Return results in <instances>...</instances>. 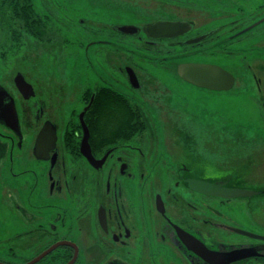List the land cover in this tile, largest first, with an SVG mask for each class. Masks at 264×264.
<instances>
[{
	"label": "rangeland",
	"instance_id": "rangeland-1",
	"mask_svg": "<svg viewBox=\"0 0 264 264\" xmlns=\"http://www.w3.org/2000/svg\"><path fill=\"white\" fill-rule=\"evenodd\" d=\"M229 3L227 1L232 7L236 5ZM261 3L258 0L256 4L249 2L246 6L253 10ZM179 4L180 0H35L37 9L52 18L48 32L55 38L46 41L26 37L24 44L18 49V44L13 45L14 51H8L5 56L1 52L12 46L0 42V84L10 91L12 77L21 74L38 96L52 103L51 106L61 103L64 109H68L77 106L79 91L84 85L104 79L139 102L135 101L146 121L134 128L136 134L143 137L140 142L137 139L143 144L139 146L141 150L136 151L130 161V171L135 177L125 175L126 178L119 180L123 195L137 206V212L147 211L153 215L139 218V225L133 222L135 230L139 231L133 244L134 255L142 252L141 244L148 237L152 249L158 252L157 264H181V257H173L172 252L176 251L170 246L171 241L163 243L155 235L163 224L160 216L155 215L152 200L149 202L148 199L158 191H166L180 173L179 164L186 161L198 163L200 171L208 173L209 177L228 178L240 181L248 189L264 190V37L259 33H264L263 27L252 29L232 44L244 48L242 59L217 57L211 52H198L194 47L181 51L176 45L172 55L175 59L165 61L160 68L152 63L158 53L151 48L148 52L135 49V44L144 45L136 39L132 40L135 44L128 37L115 38L114 43L98 42L107 38L109 31L121 34L117 28L120 25H140L162 17L176 19L185 16ZM218 12L222 13L221 10ZM261 15L263 12L257 16ZM159 55L169 57L164 52ZM182 62L219 64L234 74L235 83L227 90L194 86L176 75L174 68ZM129 65L139 74V89L126 87L129 84L125 72L116 71L120 66L125 70ZM132 111L134 113V107ZM117 115L122 117L114 113V121ZM58 121H61L60 117ZM34 125L33 120L30 123L22 120L24 135L19 147L17 139L0 124V138L7 144V152L0 159V260L6 264H21L24 258L33 257L42 249L36 236L37 229L24 237L28 244H32L26 249L18 247L12 238L15 232L30 227L34 229L35 217L42 205L49 204L58 210L66 208L68 215L75 212L68 195L63 194L66 190L50 194L48 179L44 177L45 162L35 159L32 153L37 130ZM175 193L194 201L192 205L198 209L203 202L192 192L176 189ZM169 208L180 220L181 216L186 217V225L199 230L214 248L229 250V247L234 248L232 244L236 246V243L253 239L216 225L195 222L194 215L264 234V194L217 202L210 212L207 207L201 208L200 212L192 211L183 204ZM41 209L48 214L45 207ZM25 212L33 216L32 219ZM190 212L193 213L190 215ZM147 219L155 227V232L152 233V227L145 224ZM74 230L73 222L72 231L66 225L60 226L58 235L78 239L72 233ZM166 257L171 260L164 261ZM244 264L261 263L251 261Z\"/></svg>",
	"mask_w": 264,
	"mask_h": 264
},
{
	"label": "flooded vegetation",
	"instance_id": "flooded-vegetation-1",
	"mask_svg": "<svg viewBox=\"0 0 264 264\" xmlns=\"http://www.w3.org/2000/svg\"><path fill=\"white\" fill-rule=\"evenodd\" d=\"M227 1L230 2L229 4L233 5L235 3L236 5L232 7L227 4ZM260 1L262 2L261 4L256 6L253 10H250L248 8L249 6L247 7L246 4L250 2L254 5L258 0H241L239 3L234 2V0H180L179 5L185 16H178L176 19L166 17L159 19L191 22L192 28L190 32L169 38L171 39L170 43H177V45L181 47V51L183 48L194 47L198 52H211L214 55L216 54L217 57L222 55L228 58L230 55L235 54L237 57L242 58L244 55L243 51H245L244 48L233 47L232 44L234 41L242 39L247 33L251 32L252 29L264 28V0ZM220 10L222 13L218 12ZM262 12L263 15L258 17L257 15H260ZM154 21L156 20H152L151 22ZM145 24L146 22L136 25L141 28L136 36L142 38L141 40H143L148 47H153L155 50L160 49V45H163V40L168 38L153 39L148 37L142 31V27ZM115 33L116 31H109L108 37L101 38L98 42L114 43L112 41L113 39H118V37L119 39L121 38V36L115 35ZM259 33L264 37L263 32ZM202 35H204V38L200 41L189 44L185 43V41L191 38ZM204 47L210 48L212 51ZM131 67L137 76L139 83L138 87H134L133 84H131L126 68L123 70L120 66L116 71L120 70L121 72H125L126 82L130 85L126 84V87L136 90L140 88L141 80L138 72L133 66ZM16 76L17 75H14L12 77L13 87L11 91L8 88H4L2 86L3 84H0V124L13 136V138L17 139V145L19 147L21 146L24 135L22 120L28 121L29 123L31 120H33V122L35 121L34 126H36L37 129L36 137L45 123H47L50 128L52 127L55 129L56 140L52 142L53 144H51V142H45L44 146L40 149V153L44 158H37L33 153V148L32 153L35 159L45 162L43 163L45 167L44 177L48 179L50 194L54 195V191L63 193V191L66 190L63 194L68 195V201L73 203V209L75 211L74 214L68 215L66 208L64 210H58V208H51L49 204L42 205L41 208L45 207L49 212L46 214L44 209L41 208L37 211L39 214L35 217L36 223L34 229L31 230L30 227L22 232H15L12 237L13 240L17 242L18 247L26 249L32 244H28L24 237L31 234L35 229L38 230L36 236L40 240V247L43 250L40 248L42 251L40 250L33 257L24 258L21 264L29 263L39 254L57 243L62 244L57 245L53 250L32 264H36L37 262H40V264H66L68 262L71 264H157L158 252L152 249V244L148 240V237H146L144 243L142 242L141 244L142 252L139 255H134L133 244L134 241L138 239L139 233L138 229L135 230L134 223L139 225V218L141 219L146 216L151 217L153 215H151V212L147 213V211L137 212V206H134V204L123 195V187L119 180L122 177L126 178V176L135 177V174L130 171V161L134 153L141 150L139 146L143 145L137 142V139H139L140 142L143 137H139L134 130L137 126L136 124H141V122L145 120L142 109L136 103L138 101L128 95L127 92L120 90L119 86L107 83L104 79H99L83 86L79 91L77 106L64 109L61 103L51 106L52 103L38 96L34 89V94L28 98L25 97L26 93H23L15 83ZM107 90L114 93L121 92L131 98L134 102L133 107L135 116H138L143 121L138 122L132 120L130 127L128 126L125 128L124 136L120 134L123 140H119L118 143H115L113 139L114 142L110 145H106V142L94 145L92 143L93 136L91 134L90 123L98 121L101 123L104 117L99 118L98 114H96V110L92 107L102 100ZM5 95H9L14 102L19 123L17 126L9 125L6 122V118L1 116V109H3L4 105L8 103L10 99L9 96L5 98ZM62 113H66V115H60ZM139 115L142 116L140 117ZM59 117L61 118L60 122L58 121ZM119 118L120 115H117L115 117V122H119ZM83 123L89 130V149L86 155L83 153L81 146L84 135ZM120 123L118 128H120ZM61 124H63L62 129H60ZM2 136L6 137L7 135L2 134ZM115 138L118 139V136H115ZM102 139L104 140V137H102ZM6 152L7 144L0 138V159ZM198 166V163L188 161H186V163L182 162L178 166L179 170L181 169L180 173L177 174L171 185L166 188V191H158L156 194L154 193L153 197H148L149 202L152 200L153 203L151 205L156 209L155 215H159L161 218L163 228L155 232V227L148 219L145 224H149L152 227V233L155 232L159 241L163 243L168 240L171 241L169 242L170 246L176 251L172 252L173 257L176 258V255L181 257V264L209 263L185 246L179 237L177 228H181L192 234L211 250L237 251L248 246H255L257 248L255 253L258 254L256 256L235 261L230 260L229 264H244L251 261L264 264V240L226 229L253 240L236 243V246L232 244L231 246L234 248L229 247V250L225 247L214 248L205 240L199 230H194L186 225V217L184 218L181 216L182 220H180L177 216L172 214L174 211H170L169 207L182 204L184 207L188 205L192 211L200 212L201 208L207 207L208 212H210V210L214 209L213 207L217 202H226L232 199L240 200L245 197L254 198L255 196L264 194L263 189H258L253 190L255 193L251 196L224 198L194 191L188 187V178L221 182L229 187L248 189L247 186L240 181H231L228 178L209 177V174L207 172V174H204L200 171ZM208 170H211L213 173L215 172V170L212 169ZM176 189H182L184 192H192L200 197V200L206 204L201 202L198 205L199 209L198 207L195 208V206L192 205V203L195 204V202L192 200H185L181 195H177L175 193ZM158 196L163 206V212L157 209ZM48 205L50 207H47ZM144 206L145 209H147V204ZM192 213L193 212H190V215ZM26 215L31 217L30 214L26 213ZM193 218H195L193 219L195 222L202 221L211 226L216 225L217 227L224 228L222 224L225 223H218L213 219H201L198 216L196 217V215H194ZM73 222L75 223V230L72 233L76 234L78 239L69 238V236L60 237L58 235L60 226L66 225L68 229L70 228L72 231ZM229 226L233 225L229 224ZM258 235L264 236V234ZM10 249L11 252H13V248ZM54 251L58 252V254L53 256L52 252ZM81 251L82 256H80ZM165 260H171V258L166 257L164 261ZM164 261L162 263H164ZM0 262L1 264H6L1 260ZM169 264L174 263L170 262Z\"/></svg>",
	"mask_w": 264,
	"mask_h": 264
},
{
	"label": "water",
	"instance_id": "water-1",
	"mask_svg": "<svg viewBox=\"0 0 264 264\" xmlns=\"http://www.w3.org/2000/svg\"><path fill=\"white\" fill-rule=\"evenodd\" d=\"M118 31L125 34H138L141 28L136 25H120L117 27ZM192 24L188 21L181 20H168V19H158L154 22L146 23L142 27V31L150 38L160 39V38H173L180 35H184L191 31ZM117 30V29H116ZM204 38V35L191 38L185 41L186 44L194 43L200 41ZM129 75V80L134 87H138V79L134 73V70L130 67L126 68ZM176 71L179 77H181L186 82L195 85L197 87H203L211 90H227L230 89L235 83L234 75L223 68L222 66L214 63H202V62H182L177 65ZM15 83L20 88L23 93H26L25 97H29L34 94L33 87L28 83L25 78L18 74L15 78ZM9 95H5V98ZM10 97V96H9ZM4 98V99H5ZM1 116L6 118V122L9 125H18L17 113L15 110V105L10 97L8 103H6L1 109ZM82 116V113H81ZM14 127V126H13ZM84 135L82 138V151L86 155L87 150L89 149L88 136L89 130L87 126L83 123ZM56 140V133L54 128L45 123L38 133L34 146L33 153L37 158H44L40 149L44 146L45 142H54ZM50 144V145H51ZM188 187L199 193L213 195L224 198L232 197H242V196H251L255 193L253 190L242 189L237 187H229L224 185L221 182H210L206 180L188 178ZM157 209L160 212H163V206L157 197ZM222 227L225 229L231 230L236 233L244 234L250 237L260 238L264 240L263 235H258L251 233L246 230H242L237 227L229 226L227 224H222ZM179 237L185 244V246L195 252L198 256L203 258L209 264H229V261L247 259L252 256H256L258 253H255L257 248L255 246H248L239 250L232 251H221V250H211L209 249L202 241L197 239L192 234L187 231L177 228ZM62 243H57L47 250L39 254L36 258L31 260L27 264H32L38 261L41 257L53 250L57 245ZM1 264V262H0ZM66 264H71L70 262Z\"/></svg>",
	"mask_w": 264,
	"mask_h": 264
},
{
	"label": "trees",
	"instance_id": "trees-1",
	"mask_svg": "<svg viewBox=\"0 0 264 264\" xmlns=\"http://www.w3.org/2000/svg\"><path fill=\"white\" fill-rule=\"evenodd\" d=\"M50 21L52 22V18L49 14L41 13L37 9L35 0H0V42L4 41L12 46V48L4 50L1 54L5 56L8 51L13 52V45L15 44H18L16 48L18 49L25 43L26 37L52 41L55 37L48 32V30H51L50 26H52V23H49ZM119 35H121L122 38L128 37V39H131V42L136 39L137 41L144 43L143 40H141L142 38H138L136 35L129 36L124 33ZM163 41L162 49L160 47L161 50H155L153 47H148L146 43H144L143 46L137 45L135 42H132V44H135V49H139L143 52L150 51V48L152 50L154 49L153 52L158 54L155 56L152 54L154 56L152 63L160 68L165 65V61L171 62L175 59V56L172 55L174 54L173 48L177 45V43H170L171 39ZM162 52L168 54L169 57L160 56L159 54ZM234 56L237 57L235 54L230 55L229 57L232 58ZM240 59L242 58L240 57ZM174 69L176 71V68ZM133 106L134 102L126 94L121 92L114 93L110 90L105 91L102 100L92 107L96 110V114H98L99 118L104 117L101 123L99 121L90 123L91 134L93 136L92 143L98 145L99 143L106 142V145H110L114 140L115 143H118L119 140H123L120 134L124 136V130L128 126L130 127L132 120L138 122L143 121L139 117L134 118L135 116H133L134 113L132 111ZM114 113L122 115L119 122L113 120ZM139 116L141 117L142 115ZM119 123L120 128H118ZM115 136H118V139H116ZM102 137H104V140ZM56 254H58V252H52L53 256Z\"/></svg>",
	"mask_w": 264,
	"mask_h": 264
}]
</instances>
